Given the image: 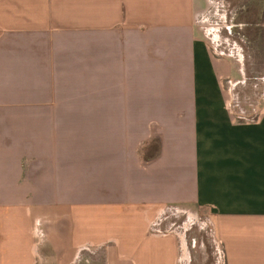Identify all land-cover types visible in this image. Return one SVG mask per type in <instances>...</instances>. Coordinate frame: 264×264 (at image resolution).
<instances>
[{
    "label": "crops",
    "instance_id": "1",
    "mask_svg": "<svg viewBox=\"0 0 264 264\" xmlns=\"http://www.w3.org/2000/svg\"><path fill=\"white\" fill-rule=\"evenodd\" d=\"M210 5L0 0V264H191L169 209L264 264V73Z\"/></svg>",
    "mask_w": 264,
    "mask_h": 264
},
{
    "label": "rangeland",
    "instance_id": "2",
    "mask_svg": "<svg viewBox=\"0 0 264 264\" xmlns=\"http://www.w3.org/2000/svg\"><path fill=\"white\" fill-rule=\"evenodd\" d=\"M210 18L205 29L218 27L208 31L207 36L211 48L215 52H231L232 49H239L240 53L249 59L251 74L256 76L263 74L264 66V0H210ZM259 14L255 18V13ZM216 31V32H215ZM212 35H216L215 42ZM241 50L243 52H241ZM249 50V51H248ZM252 54V55H251ZM247 74L249 70L247 69ZM233 81L225 82L229 106L233 110H249L250 106L237 105L232 103ZM234 100H236L234 98ZM264 106L262 104L261 108ZM183 211V210H182ZM161 223L166 226H173V234L180 240V255L190 256L191 264H212V257L216 255V246L213 242V226L209 215L204 211L176 212L169 209L161 216ZM163 226V225H162ZM211 259V260H210ZM200 261H203L199 263Z\"/></svg>",
    "mask_w": 264,
    "mask_h": 264
}]
</instances>
